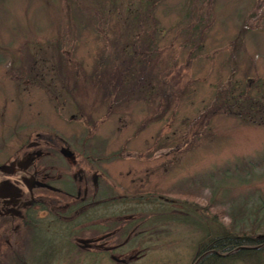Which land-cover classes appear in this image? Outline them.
<instances>
[{
    "label": "rangeland",
    "instance_id": "1",
    "mask_svg": "<svg viewBox=\"0 0 264 264\" xmlns=\"http://www.w3.org/2000/svg\"><path fill=\"white\" fill-rule=\"evenodd\" d=\"M228 90L264 102V0H0V178L29 138L60 136L75 150L84 138L80 156L93 162L100 192L162 194L185 182L195 201L238 220L264 206V164L243 182L223 169L264 155V114H206ZM5 185L0 264H14V253L30 261L43 236L63 230L41 225L26 236L21 220L7 218ZM173 207L201 216L200 231L215 223L211 210ZM185 220L146 235L143 250H112L115 260L106 249L114 237L100 254L90 242L91 260L59 253L49 264H186L200 234L197 218Z\"/></svg>",
    "mask_w": 264,
    "mask_h": 264
},
{
    "label": "trees",
    "instance_id": "2",
    "mask_svg": "<svg viewBox=\"0 0 264 264\" xmlns=\"http://www.w3.org/2000/svg\"><path fill=\"white\" fill-rule=\"evenodd\" d=\"M136 27L139 28V25ZM197 36L200 38L198 33ZM128 69L129 72L126 74L129 75L132 67ZM261 99V95L258 94L251 95L249 92L242 91L233 94L231 90H228L224 94L222 92L221 95L216 94V100L206 109V114L212 116L222 112L228 116H240L247 121L260 120L259 116L262 117L264 114V102L262 104ZM261 163L264 164V155L256 160L248 159V161L233 163L231 168L223 169V171L231 170L238 176L239 181L243 182L246 178H250L254 168ZM186 188L189 189L188 183L178 182L173 184L172 191L162 194L145 192L118 195L114 190L107 193L100 192L97 183L94 205L88 206V200H85L70 208L68 211L70 216L75 215V211L79 213L77 218L70 217L68 221L58 225L63 230V234L61 236L54 234L56 238L43 236L42 239L47 242V245L43 248L41 256L31 258L30 261L26 260L22 253H14L12 256L15 260L14 264H49L50 260L58 258L59 253L68 258L75 252H77L75 256L91 260L92 254H100L99 250L96 251L97 246L105 248L114 237L116 244L106 249H108L107 255L110 260H115L112 250L119 249L121 253H127L135 248L143 250L141 243H144L146 235H151L152 232L159 233L166 229L165 225L181 221V219L189 221L190 217L198 219L195 222L197 228H194V231L199 232L200 236L194 242L191 241L192 248L186 264H264V206L262 204L255 202L250 209H246L239 215L238 220H233L217 210H211L213 206L209 201L204 202L203 205L195 201L183 190ZM157 202L158 205H156ZM175 203L186 205V208L188 206L191 209L198 207L211 210L215 223L208 225L204 232L200 231L201 216L193 215L195 214L193 210H189L193 213L191 214L186 209H175L173 207ZM91 209L95 210L94 223H90L89 219ZM182 211L185 212L184 216ZM103 218L110 220V223L107 224ZM84 225L87 230L96 228L97 231L92 236L85 237L80 233ZM77 226L80 232L75 231ZM80 242H83L85 246H82ZM90 242L94 243V251L88 255L87 252L90 251L85 252V250L88 249L86 246ZM64 252L66 255L62 254ZM95 264H98V261H95Z\"/></svg>",
    "mask_w": 264,
    "mask_h": 264
},
{
    "label": "flooded vegetation",
    "instance_id": "3",
    "mask_svg": "<svg viewBox=\"0 0 264 264\" xmlns=\"http://www.w3.org/2000/svg\"><path fill=\"white\" fill-rule=\"evenodd\" d=\"M84 142L83 138L81 144L78 143L79 149L75 150L60 136L44 141L29 138V151L25 156H15L10 165L3 168L7 171L0 181L6 180L7 185L3 186L2 192L6 198H11L6 205L11 206L12 216L7 218L21 220L25 235L35 226L55 225L58 228L70 217L77 218L78 211L72 216L68 211L80 201L88 200V206L94 205L98 179L93 162L87 159L85 164L86 157L80 156L84 153ZM16 205L22 206L17 210ZM45 217L50 220L44 222L42 218ZM94 217L95 210H89L90 223H94Z\"/></svg>",
    "mask_w": 264,
    "mask_h": 264
}]
</instances>
